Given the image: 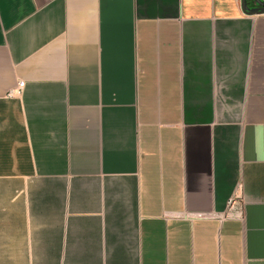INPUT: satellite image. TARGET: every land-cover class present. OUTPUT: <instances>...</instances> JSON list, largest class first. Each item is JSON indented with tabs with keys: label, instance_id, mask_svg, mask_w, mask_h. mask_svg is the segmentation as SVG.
Listing matches in <instances>:
<instances>
[{
	"label": "crops",
	"instance_id": "obj_1",
	"mask_svg": "<svg viewBox=\"0 0 264 264\" xmlns=\"http://www.w3.org/2000/svg\"><path fill=\"white\" fill-rule=\"evenodd\" d=\"M0 264H264V13L0 0Z\"/></svg>",
	"mask_w": 264,
	"mask_h": 264
},
{
	"label": "water",
	"instance_id": "obj_2",
	"mask_svg": "<svg viewBox=\"0 0 264 264\" xmlns=\"http://www.w3.org/2000/svg\"><path fill=\"white\" fill-rule=\"evenodd\" d=\"M250 1L254 5H250ZM242 9L247 14H263L264 13V0H241Z\"/></svg>",
	"mask_w": 264,
	"mask_h": 264
},
{
	"label": "built area",
	"instance_id": "obj_3",
	"mask_svg": "<svg viewBox=\"0 0 264 264\" xmlns=\"http://www.w3.org/2000/svg\"><path fill=\"white\" fill-rule=\"evenodd\" d=\"M24 86H25V81L20 80L17 86L10 91L9 96L13 97L16 95H20L22 93Z\"/></svg>",
	"mask_w": 264,
	"mask_h": 264
}]
</instances>
